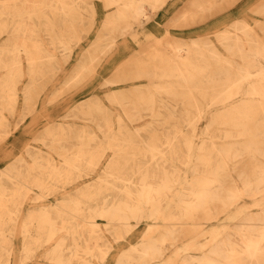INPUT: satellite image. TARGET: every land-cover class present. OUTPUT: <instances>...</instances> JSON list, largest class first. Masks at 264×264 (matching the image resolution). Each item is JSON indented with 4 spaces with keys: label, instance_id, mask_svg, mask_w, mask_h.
<instances>
[{
    "label": "bare ground",
    "instance_id": "bare-ground-1",
    "mask_svg": "<svg viewBox=\"0 0 264 264\" xmlns=\"http://www.w3.org/2000/svg\"><path fill=\"white\" fill-rule=\"evenodd\" d=\"M169 1L104 0L113 13L66 79L67 90L86 83L116 38L135 34ZM221 2L186 4L200 9V24L208 11L221 15ZM85 11L95 12L90 0H0V148L37 113L41 83L58 68V54L68 62L84 40ZM237 29L241 34L215 36L221 47L207 37L193 41V50L168 36L172 53L150 52L154 59L132 78L160 82L109 96L130 119L150 118L143 132L129 133L122 123L113 131L111 112L91 96L71 112L86 124L48 123L33 135L0 168V264H105L115 243L144 221L140 242L113 264H264V38L255 27ZM233 209L242 210L222 238L213 229L193 236L209 225L219 229L221 214ZM202 237L210 243L200 253Z\"/></svg>",
    "mask_w": 264,
    "mask_h": 264
},
{
    "label": "rangeland",
    "instance_id": "rangeland-1",
    "mask_svg": "<svg viewBox=\"0 0 264 264\" xmlns=\"http://www.w3.org/2000/svg\"><path fill=\"white\" fill-rule=\"evenodd\" d=\"M90 1L95 6V12H84L86 22L89 25L88 33L84 34V40H81V43L76 46L72 58L69 59L68 62L63 61L64 59L62 58V56L58 54V62L56 63L58 65V68L55 69L52 77L48 82L41 83L43 85L41 87L42 96L40 97L38 102L37 113L35 115L29 116L27 120L20 125L19 129L12 133V135L10 136L11 138L9 137L5 144H3V148L7 147L8 145H12L13 149V144L15 141H13V139H20L16 141V147L13 149V151H15L14 153H12L9 159L6 161H0V168L5 166L9 161L13 160L20 152H22L25 144L32 141V136L37 132L42 131V129L48 123L72 122L78 125L86 124V122H84L83 120L72 116L73 113L71 112L72 109H75L79 103L86 104L87 100L89 101V99H91L92 97L93 100L95 99L94 101H96L103 107H106L111 112L110 114L114 128L113 131H117L118 124L122 123L126 125L127 131L129 133L136 134L137 132H143L142 129H140V126H149L150 118L148 117L144 120L130 119L128 116H126L122 105L117 102H112L109 96L112 93L118 92L120 90L123 92H129V90H132L133 88L153 86L154 84L160 82L157 79L151 81L147 77H140L136 79L132 78L137 74H142L143 71H141V63H143L145 60L147 62H150V60L154 59L153 55H150V52L153 53L156 49H159L164 53H172L171 48H169L171 46H168V44L165 42L168 36L173 37V40H175V42L181 43L185 47V49L189 48L192 50L193 48L191 46L193 45V41H203L207 37L214 39L213 41H215V43L219 47H221L215 39V36L217 34L226 32V30H231L232 32H238L239 34H241V31L237 28H241L244 25L255 27L258 30L259 35L264 38V33L260 31V27L264 26V12H258V9L264 7V0H252L248 3H246V0H222L221 7H219L221 15L213 18L211 17L212 15L209 16L210 12L208 11V13H206L207 17L202 19L206 21L200 24H197L199 21H201V12L199 8L192 5H187L186 3L188 0H170L171 4L168 3V7L161 9L149 21H145L144 25L141 26V28L136 27L135 34L132 33L133 35L128 34L122 37L120 35V38H116L117 43L114 48L115 50L112 49L110 51V54H107V56L109 57L107 59H103L104 61H101L96 73L92 77H90V79L86 83L80 85L79 87L67 90L66 87L68 86V84H65L66 79L74 71V69L77 68L78 60L80 59L82 54L87 49L91 48L97 42L99 37L103 36L104 24L106 23L107 18H109L113 13V11H110L111 9H107L104 7V0ZM144 7L147 10L150 9L147 4ZM179 11H181L179 15H182V18L177 21H171L173 16L176 15ZM184 18H186V20H184ZM174 23L177 26L174 25ZM5 37L6 35L0 36V49ZM44 38L45 36H43L42 40ZM43 42L49 50L52 49L51 46L48 45L46 39H44ZM245 44L247 45V41H245ZM184 51H182V53H184ZM222 51L225 52L224 50ZM135 59L139 60V63L131 64V62H133ZM149 65L153 69V64L149 63ZM22 85V83L18 84L19 90L22 88ZM62 92H64L63 95H61ZM54 94H58L57 98L53 101H50L52 95ZM11 120L13 121V119ZM207 122V118L201 121V128L199 129V132H202ZM185 132H190V129L185 128ZM111 154L112 153L109 152L107 154V157H109ZM101 170L102 168L97 169V172L93 174V180L90 179L89 182L94 181L96 179V175ZM76 186L77 185H70L68 186V190H72ZM62 195L63 194L61 193L56 198H62ZM245 200L247 203H252V200ZM28 203L29 204L26 203L24 211H26L28 207L32 205L30 202ZM250 209L252 208H248V210ZM237 210L240 211L242 209L230 210L229 212H227V215L226 213L221 214V222L223 221L225 224L222 225L219 229H216L214 225H209L208 227H202L204 229H198L196 232H194L193 236L197 237L201 234V232L213 229L212 231H214L216 237L218 239L222 238L227 231L232 230L229 228H224L226 224L233 225L239 218V212ZM96 219L101 224L103 219ZM147 223L148 221H144L130 237H128L121 243H115V247L113 248L114 251L111 252V257L108 255L109 258L107 259L105 264H113L114 257L118 252H120L124 248L128 249L130 247V244L132 243L140 242V235L147 226ZM18 236L19 235H17V237ZM17 237L16 240H14V244L16 246V249H19V246L22 242L19 237ZM208 242L210 243V241H208V238L202 237L200 239L199 243L203 245L200 249V253L201 251H204L206 249ZM12 243L13 240L11 244ZM178 246L182 247L183 242L178 243ZM175 250L176 249L170 250L167 256L173 255V252ZM12 259L15 260L14 256L12 257ZM42 261V263L48 264L46 259ZM36 262L37 260L33 259L27 264H34Z\"/></svg>",
    "mask_w": 264,
    "mask_h": 264
},
{
    "label": "crops",
    "instance_id": "crops-1",
    "mask_svg": "<svg viewBox=\"0 0 264 264\" xmlns=\"http://www.w3.org/2000/svg\"><path fill=\"white\" fill-rule=\"evenodd\" d=\"M169 3H170V1H169ZM171 4V3H170ZM168 7V6H167ZM19 138H17V139H13V140H15L14 141V148L16 147V141L18 140ZM13 148V149H14ZM13 149H12V145H8L7 147H5V148H3V146L0 148V161L2 160V161H6V160H8L9 159V157L12 155V153H14V151H13ZM5 154V155H4ZM8 157V158H7Z\"/></svg>",
    "mask_w": 264,
    "mask_h": 264
}]
</instances>
